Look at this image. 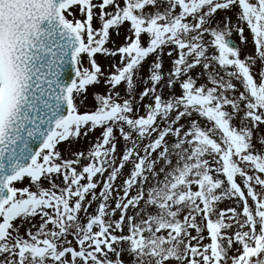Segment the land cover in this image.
Returning <instances> with one entry per match:
<instances>
[{
	"label": "snow or ice",
	"instance_id": "obj_1",
	"mask_svg": "<svg viewBox=\"0 0 264 264\" xmlns=\"http://www.w3.org/2000/svg\"><path fill=\"white\" fill-rule=\"evenodd\" d=\"M0 264H264V0H0Z\"/></svg>",
	"mask_w": 264,
	"mask_h": 264
},
{
	"label": "rangeland",
	"instance_id": "obj_2",
	"mask_svg": "<svg viewBox=\"0 0 264 264\" xmlns=\"http://www.w3.org/2000/svg\"><path fill=\"white\" fill-rule=\"evenodd\" d=\"M82 146H86V145H82Z\"/></svg>",
	"mask_w": 264,
	"mask_h": 264
}]
</instances>
